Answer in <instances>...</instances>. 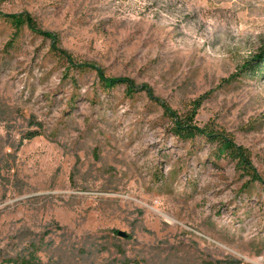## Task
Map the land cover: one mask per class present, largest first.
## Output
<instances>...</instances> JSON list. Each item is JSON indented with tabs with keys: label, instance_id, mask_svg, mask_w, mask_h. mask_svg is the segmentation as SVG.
<instances>
[{
	"label": "rangeland",
	"instance_id": "374dc122",
	"mask_svg": "<svg viewBox=\"0 0 264 264\" xmlns=\"http://www.w3.org/2000/svg\"><path fill=\"white\" fill-rule=\"evenodd\" d=\"M0 12L30 13L77 60L180 114L197 108V125L229 133L264 179V75L251 64L264 0H0ZM13 31L0 16V254L44 236V264H264V183L178 139L145 91L65 73L49 39L24 28L10 47Z\"/></svg>",
	"mask_w": 264,
	"mask_h": 264
},
{
	"label": "trees",
	"instance_id": "16d2710c",
	"mask_svg": "<svg viewBox=\"0 0 264 264\" xmlns=\"http://www.w3.org/2000/svg\"><path fill=\"white\" fill-rule=\"evenodd\" d=\"M0 16L9 22L14 29L12 38L8 43L10 47L15 46L18 36L24 28L49 39L51 41L50 50L56 59L65 66V73L70 72L72 69L94 70L97 72L100 83L105 90L113 89L118 85H124L128 96H134L138 92L145 91L151 100L158 103L163 108L164 116L171 122L170 131L178 139L182 141L203 139L207 144L211 145L213 157L215 159L227 158L235 163V168L242 176L248 177V181H259L264 183V179H262L254 167L252 158L246 147L237 144L234 138L226 131L216 129L210 125L202 127L197 125L195 121L197 108H194L188 113L180 114L178 111L173 110L167 103L155 97L153 89L148 85L144 84L138 86L133 79L126 77L106 76L98 66L77 60L69 51L61 46L60 36L42 29L38 21L30 13L0 12ZM263 54L264 48L258 55L252 57L251 64H255L253 65L254 74L264 75V59H260V56ZM249 63L248 61L244 66H252ZM39 134H41V131L38 129L30 130L25 133L24 137L31 139ZM49 244L51 245V243L44 241V236L39 240H32L27 243L23 251L14 256L0 254V264H44L40 252L48 249V246H50Z\"/></svg>",
	"mask_w": 264,
	"mask_h": 264
},
{
	"label": "water",
	"instance_id": "95a60500",
	"mask_svg": "<svg viewBox=\"0 0 264 264\" xmlns=\"http://www.w3.org/2000/svg\"><path fill=\"white\" fill-rule=\"evenodd\" d=\"M118 234L122 237H125L127 236V234L124 232V231H119Z\"/></svg>",
	"mask_w": 264,
	"mask_h": 264
}]
</instances>
